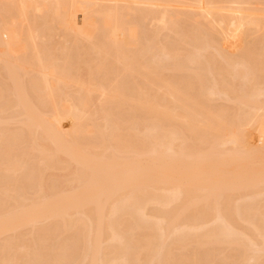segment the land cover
<instances>
[{"label": "bare ground", "instance_id": "1", "mask_svg": "<svg viewBox=\"0 0 264 264\" xmlns=\"http://www.w3.org/2000/svg\"><path fill=\"white\" fill-rule=\"evenodd\" d=\"M0 264H264V0H0Z\"/></svg>", "mask_w": 264, "mask_h": 264}]
</instances>
